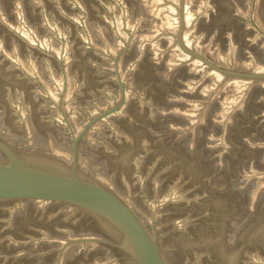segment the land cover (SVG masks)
Wrapping results in <instances>:
<instances>
[{
	"label": "water",
	"instance_id": "95a60500",
	"mask_svg": "<svg viewBox=\"0 0 264 264\" xmlns=\"http://www.w3.org/2000/svg\"><path fill=\"white\" fill-rule=\"evenodd\" d=\"M0 264H264V0H0Z\"/></svg>",
	"mask_w": 264,
	"mask_h": 264
}]
</instances>
